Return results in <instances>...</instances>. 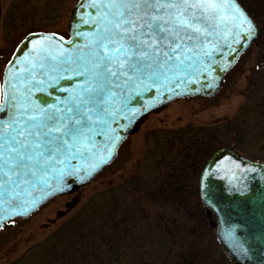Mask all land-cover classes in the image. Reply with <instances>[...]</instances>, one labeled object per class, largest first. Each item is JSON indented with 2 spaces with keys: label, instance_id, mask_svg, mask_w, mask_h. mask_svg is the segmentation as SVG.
<instances>
[{
  "label": "snow or ice",
  "instance_id": "1",
  "mask_svg": "<svg viewBox=\"0 0 264 264\" xmlns=\"http://www.w3.org/2000/svg\"><path fill=\"white\" fill-rule=\"evenodd\" d=\"M88 3L94 27L73 33L84 36L82 43L65 47L58 34L33 39L30 33L24 38L31 40L29 51L8 62L0 84V206L9 215L70 188V180L88 178L113 156L118 128H127L164 93L172 94L173 86L187 89L194 77L213 72L217 53H235L257 34L238 0ZM63 78L77 79L50 102L49 85ZM153 90L149 100L131 103ZM117 118L123 123L113 127ZM97 138L104 139L103 147ZM5 218L0 214V221ZM237 247L247 255L242 244Z\"/></svg>",
  "mask_w": 264,
  "mask_h": 264
},
{
  "label": "rangeland",
  "instance_id": "2",
  "mask_svg": "<svg viewBox=\"0 0 264 264\" xmlns=\"http://www.w3.org/2000/svg\"><path fill=\"white\" fill-rule=\"evenodd\" d=\"M0 1V74L15 43L30 29L66 33L76 3ZM206 136H210L211 150L229 144L253 160H264V45L260 41L240 57L217 94L179 98L149 114L139 130L121 144L115 160L92 182L75 193L54 197L30 217L1 228L0 264L21 255L68 218L85 212L93 201L105 200L109 207L115 199L129 208L126 216L135 218L134 233L145 234L140 247L149 251L154 262L165 242L162 264H232L198 195L199 167L213 150L202 152L192 165L182 162L179 151L183 139L191 150V141ZM175 178L188 186L181 206L158 188L161 181Z\"/></svg>",
  "mask_w": 264,
  "mask_h": 264
},
{
  "label": "water",
  "instance_id": "3",
  "mask_svg": "<svg viewBox=\"0 0 264 264\" xmlns=\"http://www.w3.org/2000/svg\"><path fill=\"white\" fill-rule=\"evenodd\" d=\"M240 4V2L238 1ZM245 10V8L240 4ZM246 11V10H245ZM247 12V11H246ZM1 14V5H0ZM249 15V13L247 12ZM94 15V9L88 3V0H79L74 6L69 20V38H64L65 47H70L73 43H82L84 36H75L73 33H88L93 29L91 17ZM250 16V15H249ZM251 17V16H250ZM251 19H253L251 17ZM254 20V19H253ZM255 21V20H254ZM256 23V22H255ZM257 25V24H256ZM52 32L32 33L33 39L38 38L40 34ZM56 34V33H55ZM58 36H61L58 34ZM257 34L250 40L247 45H240L239 50L235 53L225 48L222 53H217L219 64H213V72L201 73L198 77L193 78V82L187 83V90L184 86L176 89L173 86L172 94L164 93L158 97V101L142 111L136 116L134 121L127 128H118L121 139L111 158L96 169L88 178L82 181H72L70 188L63 191H56L52 194L45 195L37 201V204L26 213H17L9 215L6 210L0 206V214L5 215V219L0 221V225L7 223L14 217L26 218L36 211L41 205L50 198L58 194L72 193L81 186L86 185L117 156L118 148L126 137L139 130L141 124L152 112H159L167 107L175 98L191 96H212L216 94L224 84L225 74L234 66L240 55L246 51L250 44L256 40ZM62 37V36H61ZM235 47V46H234ZM31 48V40H23L16 48L12 58H22ZM228 60H233L230 66L224 67ZM17 67H20L17 65ZM8 71V63L3 74V82ZM217 76L218 79H211ZM75 79H61L55 87L49 85V91L53 96L49 98L53 102L55 98L66 95L62 89L69 88L75 83ZM2 82V83H3ZM1 84V82H0ZM209 84L212 86L209 87ZM163 92V90H160ZM180 93V94H177ZM38 97L40 93L36 94ZM155 90L141 97H133L131 101L134 105H140L150 96H155ZM123 123L121 118H117L116 123ZM97 144L104 146V139L97 138ZM199 189L202 203L208 212H213L216 216V235L225 252L229 255L235 264H264V161L250 159L238 152L231 146H222L216 149L204 164L199 176ZM39 196V193L35 194ZM1 227V226H0ZM242 244L247 249V255L241 252L237 244Z\"/></svg>",
  "mask_w": 264,
  "mask_h": 264
},
{
  "label": "trees",
  "instance_id": "4",
  "mask_svg": "<svg viewBox=\"0 0 264 264\" xmlns=\"http://www.w3.org/2000/svg\"><path fill=\"white\" fill-rule=\"evenodd\" d=\"M240 1L258 21L259 40L264 45V0ZM209 137L191 141V150L184 146L183 139L179 147L182 162L192 165L202 152L210 153L213 149ZM158 186L159 192L173 196L170 200L181 206L188 186L176 178L170 182L161 181ZM109 205L112 206L108 207L105 200L93 201L85 212L68 218L7 264H162L160 260L166 255V243L160 245L159 260L154 262L149 251L140 247L145 234L134 233L135 218L126 216L129 208L117 199Z\"/></svg>",
  "mask_w": 264,
  "mask_h": 264
},
{
  "label": "flooded vegetation",
  "instance_id": "5",
  "mask_svg": "<svg viewBox=\"0 0 264 264\" xmlns=\"http://www.w3.org/2000/svg\"><path fill=\"white\" fill-rule=\"evenodd\" d=\"M34 30L36 31V30H44V29H30L29 31H34Z\"/></svg>",
  "mask_w": 264,
  "mask_h": 264
}]
</instances>
